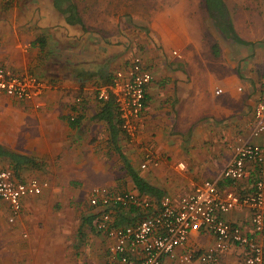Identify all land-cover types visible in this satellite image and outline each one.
<instances>
[{
	"label": "crops",
	"instance_id": "obj_1",
	"mask_svg": "<svg viewBox=\"0 0 264 264\" xmlns=\"http://www.w3.org/2000/svg\"><path fill=\"white\" fill-rule=\"evenodd\" d=\"M225 3L246 44L214 26L204 0H68L73 12L55 0H0V64L49 84L39 98L0 95V170L17 181L47 182L12 222L0 200V245L11 264H106L108 239L95 223L99 209L89 204L94 187L134 192L150 208L164 195L177 202L206 179L222 191L252 189L251 177L233 186L220 174L237 136L264 143L249 136L255 104L264 102V19L250 16L247 5ZM76 18L80 23L69 22ZM136 54L153 79L138 132L129 139L120 130L115 148L107 123L94 118L103 104L95 97L99 73L110 76ZM19 156L32 162L19 165ZM125 160L159 198L136 188ZM115 164L131 180L126 189L113 181ZM150 208H114L113 225L134 224ZM249 217L244 208L225 215L252 233ZM213 243L201 230L177 252L198 253ZM215 264H243L239 248L219 253Z\"/></svg>",
	"mask_w": 264,
	"mask_h": 264
},
{
	"label": "built area",
	"instance_id": "obj_2",
	"mask_svg": "<svg viewBox=\"0 0 264 264\" xmlns=\"http://www.w3.org/2000/svg\"><path fill=\"white\" fill-rule=\"evenodd\" d=\"M6 2L12 0H4ZM153 79L140 55H133L125 66L112 72L109 83L96 89L100 102L112 99L120 129L133 139L141 126L146 87ZM48 83L38 74L22 72L0 64V95L18 99L39 98ZM217 94L221 89L215 91ZM251 138H264V102L255 104L250 126ZM234 155L223 168L220 179L235 186L245 178H253L252 189L244 193L222 191L216 180H204L190 193L173 202L169 195L160 198L155 208L148 199L131 191L114 192L107 187H94L89 204L99 209L95 221L108 239L106 264H162L170 258L174 264H215L219 253L233 247L240 250L243 264H264V143L255 144L249 137L237 136L232 145ZM150 154H145L148 159ZM143 162L141 168L146 167ZM154 166L157 165L155 161ZM181 166V164H180ZM47 182L29 179L22 182L9 169L0 170V200L8 204V220L12 222L24 209L25 199L40 194ZM141 206L153 209L134 224L113 225L111 210ZM235 208L249 212L252 233L225 218ZM147 211V210H146ZM207 230L214 237L212 246L202 252H177L189 234Z\"/></svg>",
	"mask_w": 264,
	"mask_h": 264
},
{
	"label": "trees",
	"instance_id": "obj_3",
	"mask_svg": "<svg viewBox=\"0 0 264 264\" xmlns=\"http://www.w3.org/2000/svg\"><path fill=\"white\" fill-rule=\"evenodd\" d=\"M62 2V6L65 7V11L73 12L75 11L74 7H72L70 4H66L68 0H55L56 6L59 5V2ZM207 13L212 20L214 26L221 31V33L227 37L231 38L232 40L246 44L245 41H242L239 36H237L233 24L231 21L230 13L228 11L227 5L225 3V0H204ZM71 24L80 23L79 19H73L69 20ZM99 75H101V79L103 84L109 83L110 76H105V72H100ZM116 107L114 104V101L112 99H109L107 101H104L101 105L99 111L94 116L97 120H103L107 123L110 131L111 141L115 148H118L117 146V139L119 138V135L121 133L120 129V123L117 119L116 114ZM18 160L16 162L20 165L21 161H25L27 163L32 162L31 159L25 158V157H17ZM126 161V160H125ZM17 165V166H19ZM126 169L128 170L129 176H131L133 183L135 184L136 188L141 193H150L159 198L161 196L160 191L154 187L149 185L146 181H144L131 167V165L126 161L125 162Z\"/></svg>",
	"mask_w": 264,
	"mask_h": 264
},
{
	"label": "rangeland",
	"instance_id": "obj_4",
	"mask_svg": "<svg viewBox=\"0 0 264 264\" xmlns=\"http://www.w3.org/2000/svg\"><path fill=\"white\" fill-rule=\"evenodd\" d=\"M227 1L229 2L230 6H232L233 8L236 7V3L238 6H242V7L247 5L248 8L253 9L252 11L249 12V15L254 16V17L260 16L261 21H263V19H264V0H227ZM259 8H260V10H258ZM241 13H243V12H241ZM261 21H260V24H261V27H263ZM95 97H96V95H95ZM96 100H97V98H96ZM112 168L113 169L115 168V171L114 172L112 171L111 175L113 176V179H114L113 181L119 185V189L128 188V185L131 184V180H130L129 176L127 174L122 175L123 169L121 167L118 169L117 164L113 165ZM85 174H87V173H85ZM107 174L108 173L105 172V175H107ZM117 174L120 176L116 177ZM89 175L90 174H88V176ZM100 175H102V173H100V172L96 174V176H100ZM103 175H104V173H103ZM90 179L94 181V179H98V178H90ZM91 180H89V181L93 182ZM98 181H100V179H98ZM76 182L78 184L82 183L81 179H78ZM1 247L3 248V250L0 251V264H11L12 262L9 259H7V257H6L4 245L1 244L0 248Z\"/></svg>",
	"mask_w": 264,
	"mask_h": 264
}]
</instances>
